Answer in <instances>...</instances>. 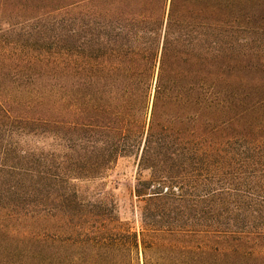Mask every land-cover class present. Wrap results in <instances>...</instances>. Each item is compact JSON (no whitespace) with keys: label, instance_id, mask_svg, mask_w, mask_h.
<instances>
[{"label":"trees","instance_id":"obj_1","mask_svg":"<svg viewBox=\"0 0 264 264\" xmlns=\"http://www.w3.org/2000/svg\"><path fill=\"white\" fill-rule=\"evenodd\" d=\"M186 5L96 0L84 7L74 46L65 48L62 152L9 159L10 147L28 146L58 126L32 119L4 129L0 210L51 220L49 238L75 246L81 219L104 215L85 214L90 202L79 197L76 183L99 180L118 158L135 155L141 232L100 237L92 226V238L83 242L123 245L131 254L141 248L143 264H184L208 248L177 242L264 239V144L213 143L226 51L211 21L207 27L215 31L199 37ZM66 260L75 264L74 257Z\"/></svg>","mask_w":264,"mask_h":264},{"label":"rangeland","instance_id":"obj_2","mask_svg":"<svg viewBox=\"0 0 264 264\" xmlns=\"http://www.w3.org/2000/svg\"><path fill=\"white\" fill-rule=\"evenodd\" d=\"M95 1L0 0V137L7 127L20 128V120H51L58 126L28 146L21 142L10 147L9 159L24 162L32 154V159H41L40 152L61 154L58 131L64 116L65 48L68 43L74 46L83 9ZM183 1L194 10L190 19L199 37L215 31L207 27L211 21L218 26L226 51L223 108L214 119L218 128L213 143L264 144V0H179ZM71 62L75 66L77 59L73 56ZM137 163L135 155L120 157L103 178L76 183L79 197L90 202L85 214L104 215L94 221L81 219L75 246L49 238L51 220L18 219L0 210V264H66L72 257L75 264H143L141 248L139 254H131L123 245L115 250L83 242L92 238V226L100 237L141 232L138 212L143 204L134 195ZM142 176L145 179L147 174ZM187 243L177 242L208 249L202 259L195 252L184 264H201L200 260L203 264H264V239L209 238Z\"/></svg>","mask_w":264,"mask_h":264}]
</instances>
